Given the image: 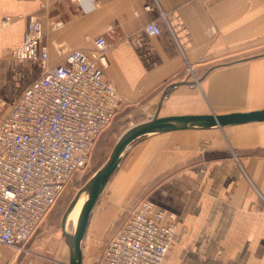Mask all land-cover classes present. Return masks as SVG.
<instances>
[{"label":"crops","instance_id":"1","mask_svg":"<svg viewBox=\"0 0 264 264\" xmlns=\"http://www.w3.org/2000/svg\"><path fill=\"white\" fill-rule=\"evenodd\" d=\"M33 18L50 66L70 49L90 50L96 36L105 38L104 78L125 113L146 107L151 118L156 109L168 116L264 108V0H0V98L19 83L2 100L0 122L42 74L38 59L11 53ZM57 21L62 25L53 28ZM150 21L157 35L143 30ZM108 183H116L119 204L148 198L176 214L161 264H264V122L148 134ZM36 237L23 251L0 245V264H46Z\"/></svg>","mask_w":264,"mask_h":264},{"label":"built area","instance_id":"2","mask_svg":"<svg viewBox=\"0 0 264 264\" xmlns=\"http://www.w3.org/2000/svg\"><path fill=\"white\" fill-rule=\"evenodd\" d=\"M143 30L159 33L154 21ZM42 35L40 21L33 18L21 44L11 50L17 59H38L42 74L0 122V245L17 251L25 249L65 187L86 167L97 138L123 102L104 78L110 46L102 35L92 49H70L53 66L47 47L39 48ZM128 208L94 264L162 263L174 239L176 214L148 198Z\"/></svg>","mask_w":264,"mask_h":264},{"label":"rangeland","instance_id":"3","mask_svg":"<svg viewBox=\"0 0 264 264\" xmlns=\"http://www.w3.org/2000/svg\"><path fill=\"white\" fill-rule=\"evenodd\" d=\"M18 84L19 83H14L11 88L1 92L4 98H0V110H2L7 103H2V100L7 101L17 93ZM127 110L128 108L120 109L109 125L102 131L92 149L88 164L82 170L81 174L74 177L68 183L51 208L44 222L36 231L35 236L37 235V239H35L39 241L38 244L40 245L38 252L47 256L46 264L68 263V245L60 228L61 217L65 209L78 189H80L94 172L106 162L121 133L129 126L148 119L152 113V110L146 109V107L134 110L132 113H125ZM139 140H141V138ZM137 141L138 140L133 142L131 146ZM150 184L147 185L146 192H148ZM153 184L154 183H152V185ZM115 186L116 183L106 184L90 212L89 221L81 243L82 264H94L95 259L100 255L104 244L119 228L127 214L129 208L124 204H119L121 198L115 191ZM80 203L81 200L75 206V209L68 220L67 229L69 231H71L75 222L76 210ZM61 244L64 247V253L60 250Z\"/></svg>","mask_w":264,"mask_h":264},{"label":"water","instance_id":"4","mask_svg":"<svg viewBox=\"0 0 264 264\" xmlns=\"http://www.w3.org/2000/svg\"><path fill=\"white\" fill-rule=\"evenodd\" d=\"M175 83L169 85L162 93V98ZM161 98V99H162ZM158 109L151 118L135 123L126 128L115 142L106 162L75 193L73 199L65 209L61 221V232L68 245V263L82 264V239L89 221L90 212L99 194L104 189L112 175L119 168L121 161L131 144L141 137L153 133L170 132L182 129H200L209 127H223L250 122H264V108L250 111L230 113H205L158 116ZM86 195L79 210L76 225L71 231L66 230V219L81 195Z\"/></svg>","mask_w":264,"mask_h":264},{"label":"bare ground","instance_id":"5","mask_svg":"<svg viewBox=\"0 0 264 264\" xmlns=\"http://www.w3.org/2000/svg\"><path fill=\"white\" fill-rule=\"evenodd\" d=\"M85 198H86V195H85V194H84V195H81V196L79 197V199L77 200L76 204L74 205L73 209L69 212V214H68V216H67V219H66V225H65L67 231H69V230L67 229V223H68V220H69L70 216L72 215V213H73V211H74V209H75V206H76V205L79 203V201L81 200V203H80V204L78 205V207H77L76 214H75V222H74V224H73V226H72L71 229H73V228L75 227V225H76V221H77V216H78V213H79V210H80L81 205H82L83 201L85 200Z\"/></svg>","mask_w":264,"mask_h":264}]
</instances>
